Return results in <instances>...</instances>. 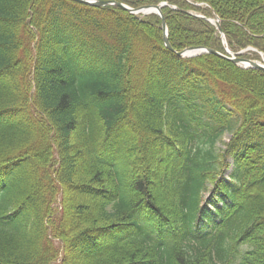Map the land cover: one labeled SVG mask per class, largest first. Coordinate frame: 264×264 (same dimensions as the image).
<instances>
[{
    "label": "trees",
    "instance_id": "16d2710c",
    "mask_svg": "<svg viewBox=\"0 0 264 264\" xmlns=\"http://www.w3.org/2000/svg\"><path fill=\"white\" fill-rule=\"evenodd\" d=\"M115 1L262 60L264 0ZM0 264H264V71L179 57L157 13L0 0Z\"/></svg>",
    "mask_w": 264,
    "mask_h": 264
},
{
    "label": "water",
    "instance_id": "95a60500",
    "mask_svg": "<svg viewBox=\"0 0 264 264\" xmlns=\"http://www.w3.org/2000/svg\"><path fill=\"white\" fill-rule=\"evenodd\" d=\"M81 3H85L91 6H109V5H116L119 7L124 8L125 10L129 11L133 14H150V13H157L159 14L163 19V30H164V40H165V46L172 52L176 53L181 58H188V57H195L200 56L203 54H215L217 56H220L222 58L231 60L232 62L236 63L237 65L244 67V68H256L264 71V62L259 60H253L248 57H244L243 53L245 51H241L238 53L233 52L229 47L226 48L227 53H222L218 50H215L213 48L204 47V46H192L184 49L183 51L176 50L169 39V27L163 12V7L166 5H169L168 2H163L159 5H146L139 8H133L123 2L115 1V0H75ZM175 9H179L177 7H174ZM192 13V12H190ZM200 17H205L203 15H199ZM209 21H211L213 24L217 26L219 29L224 44H227L226 41V35L223 32L220 19L217 18H207ZM248 49H254L249 47ZM247 49V50H248ZM262 55H264L263 52H261Z\"/></svg>",
    "mask_w": 264,
    "mask_h": 264
},
{
    "label": "rangeland",
    "instance_id": "374dc122",
    "mask_svg": "<svg viewBox=\"0 0 264 264\" xmlns=\"http://www.w3.org/2000/svg\"><path fill=\"white\" fill-rule=\"evenodd\" d=\"M231 137H232V134H231L230 132H226V133L221 137V139H220V140L218 141V143H217V148H218L217 151H218V152L221 151L222 149H225V147H226V143H228V142L230 141ZM229 162H230V164H231V167L226 171V173H225L224 176H223V177H224V180H227V181L230 180L229 176H230V174H231L232 171H233V159L230 158V159H229ZM209 187H210L209 191H207V192L205 193V198H206V201H208V202L211 203L213 186L209 185ZM215 200H216V199H215ZM215 203L217 204L216 206H221V205H222V203L219 202V201H217V200L215 201ZM208 207H209V209L212 208L211 205L208 206Z\"/></svg>",
    "mask_w": 264,
    "mask_h": 264
}]
</instances>
